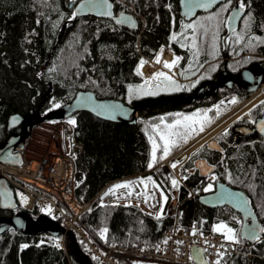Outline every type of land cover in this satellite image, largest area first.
<instances>
[{
	"label": "trees",
	"instance_id": "16d2710c",
	"mask_svg": "<svg viewBox=\"0 0 264 264\" xmlns=\"http://www.w3.org/2000/svg\"><path fill=\"white\" fill-rule=\"evenodd\" d=\"M77 1L0 0V142L12 131L7 128L11 113L25 114L38 108L43 113L70 101L80 89L93 90L98 97L120 98L130 103L133 93H138L137 89L142 86L139 63L154 57L163 44L170 45L178 55H184L178 67L184 84L179 93L190 90L195 82L188 78L199 71L198 80L218 75L220 58L224 56L230 57L231 71L253 61L264 66V0H241L246 11L236 30L243 25V36L239 42L234 40L235 30L230 35L228 51L222 48V37L234 0L220 3L213 11L200 12L191 20L181 15L179 0H113L117 10L136 15L135 28L94 14L69 22ZM65 22L51 63L45 66L46 57ZM237 92L239 101L252 93L239 92L238 88L226 90L182 113L217 103L223 96ZM165 107L143 109L135 124L106 120L88 111L74 114L73 134L84 146L76 156V165L85 175L76 186V197L79 201L93 199L80 220L100 241L127 246L141 242L158 245L166 228L175 221L176 213L170 206L174 197L179 203L178 222L187 228L201 219L208 228L217 221L239 225L242 215L230 206H209L199 200L198 191L204 192L207 181L190 173L193 160L184 164L187 177L179 189L172 187L166 165L148 171L152 157L149 137L152 125L162 117L170 121L175 118ZM263 108L264 101L254 105L253 115L260 114ZM216 111V108L209 110L212 120L220 116ZM231 130L229 127L222 134L227 136ZM223 145L226 156L214 161L216 173L221 180L247 193L264 226V135H247L233 144ZM210 152L206 146L197 156H207ZM143 176H151L168 195L159 215L135 203H101V196L110 183ZM17 210L0 209V215ZM239 238L247 241L240 234ZM38 239V234L14 229L0 233V264H84L69 238H66V249L38 244ZM246 251L250 254L228 256L227 264H264V235Z\"/></svg>",
	"mask_w": 264,
	"mask_h": 264
},
{
	"label": "water",
	"instance_id": "95a60500",
	"mask_svg": "<svg viewBox=\"0 0 264 264\" xmlns=\"http://www.w3.org/2000/svg\"><path fill=\"white\" fill-rule=\"evenodd\" d=\"M225 1L227 0H179L180 13L187 20H191L200 12L211 11ZM245 11V6H241L240 0H236L228 13L226 33L222 37L224 51H228V38L239 27ZM85 14L111 17L117 24L131 28H135L138 25L136 15L127 10H117L113 0H78L74 6V16L68 21L75 22L80 16ZM67 22L64 23L61 32L57 35L56 42L46 57L45 66L51 63ZM222 70L223 74L217 79L204 80L191 93L159 94L157 96L143 97L136 100L133 104H129L120 98L98 97L93 90L80 89L70 101L52 108L44 114H40L39 108L36 110L31 109L25 114L19 112L11 113L7 120V128L11 130L19 125H21V128L19 131L11 132L5 140L0 142V161L11 165H21L24 160V149L37 124L53 119L70 118L79 111H88L106 120L135 124L141 115V110L153 105L191 103L200 97L215 92L219 87L230 88L233 84H237L240 90L244 92H254L264 83V66L259 61H253L238 71L227 73L228 59H225ZM208 84L212 85V88L202 93L205 85ZM241 129H243L242 133L257 131L259 134L264 135V110L256 118L253 127L242 126ZM208 146L220 148L218 139H210ZM195 166L200 169L202 174H208L215 170V166L210 164L205 158L197 159ZM79 174L83 179L84 173L79 172ZM198 198L206 205H228L239 212L242 215L239 233L243 238L249 241H257L264 234V231H262L264 226L259 222L251 200L243 189L233 187L223 180H217L213 190L198 194ZM177 203L178 198L174 197L170 206L175 207ZM17 207L18 203L12 187L4 177L0 176V209L14 210ZM12 229L26 234L48 232L53 235H59L60 233H65L76 255L83 260L84 264H96L81 248L72 230H66L57 220L45 214L34 217L27 210L21 209L9 215H0V233ZM192 254L197 263H206L202 247L194 245Z\"/></svg>",
	"mask_w": 264,
	"mask_h": 264
},
{
	"label": "built area",
	"instance_id": "2783aa9c",
	"mask_svg": "<svg viewBox=\"0 0 264 264\" xmlns=\"http://www.w3.org/2000/svg\"><path fill=\"white\" fill-rule=\"evenodd\" d=\"M161 49L165 50V54L161 57L158 73H165L170 69L175 72L177 57L171 68L165 67L167 53L171 51L166 46H162ZM152 61L143 63L146 67L143 65L145 69L142 74L148 84L158 83L157 79L160 77H151L149 64ZM64 142L65 148L60 139L61 149L47 151L38 156H25L21 165L0 162V173L15 190L19 205L34 215L45 213L59 221L66 230H72L86 254L95 263L198 264L192 255V247L196 245L203 248L206 264H227L228 256L242 252L246 243H250L239 238V227L218 221L208 228L205 220L201 219L187 228L179 224L178 214L174 223L166 228L163 240L156 246H150L145 242L127 246L123 243L100 241L80 220L81 214L89 208L93 199L81 202L76 198V186L80 181L76 156L84 146L74 139L71 131H65ZM161 163L168 165L172 173L171 180L177 181L175 187L180 188L185 184L186 176L182 167L179 168L178 165L173 168L168 160ZM221 224L233 230L234 240L227 239L226 229L219 232L215 230ZM38 244H53L66 249V234L54 236L41 232Z\"/></svg>",
	"mask_w": 264,
	"mask_h": 264
},
{
	"label": "rangeland",
	"instance_id": "374dc122",
	"mask_svg": "<svg viewBox=\"0 0 264 264\" xmlns=\"http://www.w3.org/2000/svg\"><path fill=\"white\" fill-rule=\"evenodd\" d=\"M214 10V9H213ZM211 10V11H213ZM227 21V17H226ZM244 24V23H243ZM243 25H241V28L238 30H234L233 37L235 38L237 42L241 41V38L243 36ZM231 37V36H230ZM229 49L231 46V38H229ZM224 47L223 41H222V48ZM165 54V52L163 53ZM160 63V62H159ZM156 61H152L150 64H152V73L151 76H154L157 72V67L159 64ZM149 64V65H150ZM144 67H146L145 64H143ZM142 65V66H143ZM220 66V65H219ZM229 66V65H228ZM142 71H143V68ZM140 68V66H139ZM178 71L174 72L172 69L168 70V72H165V76H160L157 79L158 81L163 82L164 79L171 80L178 78L179 74ZM150 77V75H148ZM194 82H197L198 77L193 79ZM147 83H145L144 87H146ZM180 87V86H179ZM164 89H173L177 88L176 84H165L162 86ZM138 93L134 92L132 95L134 97H140V95H144L146 93V90L144 88H139ZM264 101V85L259 88L256 92H253L251 95L243 99L242 101H239L236 99V97L232 96H225L222 97L220 102L217 104L211 105V106H198L194 110L186 113H180L178 115H175V118L173 120H168L166 117H162V121L155 123L152 125V129L150 132V141L152 145V154H151V162L152 164L149 169H155L157 168L156 165L158 163H161L164 160H168L169 163L176 164V166L182 167L183 163L186 161L187 158L191 156V154L202 148L210 139L219 136L222 132L226 131L231 125L232 121L240 115L241 112H247V106L254 102L252 106L256 105L257 103H260ZM251 106V107H252ZM250 107V108H251ZM211 108H216L217 114H220V116L216 120H212L209 114V110ZM247 108V109H246ZM48 110H45L43 113H45ZM185 117H192V120H184ZM74 119V117H73ZM70 120V126L71 121ZM231 119L230 123L222 130L216 132L215 134H210L216 129V123H218L221 120H229ZM180 120L181 124L177 125L175 129H172L171 131L174 132H180L179 136H173L170 139L174 140L175 143L170 145V151L167 155H164V141L160 139V136L163 133H166L169 131V129L166 128V125L173 124L175 121ZM68 122L62 123L57 122L54 120H50L47 122H43L40 124H37L33 130V134L29 140V144L27 146V154L32 156H38L42 153H45L47 151H56L58 149H61V145H59V139L63 142V148H65V131L70 132L68 129ZM157 125H159V129H157ZM185 125H192L196 131L192 132L189 131L187 137H185ZM203 125V131H200V126ZM69 126V127H70ZM60 131H62L63 135H61ZM154 141H155V155H156V161L153 163V149H154ZM168 168V167H167ZM173 181V180H172ZM171 181L172 187L175 189L177 187L173 186ZM116 185H127L125 187H119L115 188ZM211 186V187H209ZM213 188L212 184H207L203 190L204 192H207ZM111 190V191H110ZM201 192V191H198ZM101 203H135L139 204L146 210L159 215L167 200L168 195L164 193V191L161 189V187L153 180L151 176H143V177H127L122 178L117 181H114L108 185L106 188V191L101 196ZM167 197L165 200L164 198ZM173 201V198L171 199V202ZM170 202V204H171ZM262 238V237H261Z\"/></svg>",
	"mask_w": 264,
	"mask_h": 264
},
{
	"label": "flooded vegetation",
	"instance_id": "af4514ba",
	"mask_svg": "<svg viewBox=\"0 0 264 264\" xmlns=\"http://www.w3.org/2000/svg\"><path fill=\"white\" fill-rule=\"evenodd\" d=\"M235 1L236 0H234V3H235ZM180 56H181L180 57V62H181V60L184 57V55H180ZM220 59H221L222 63L219 66L220 73L218 75L208 76V77L205 76L203 78L201 77V78H199V80L197 82L194 83V85H191L190 90L185 91V92L180 93V94L191 93L204 80H209V79H214L215 80L221 74H223V70H222L223 69V62H224L225 59H228V61H229L230 57L224 56V57H221ZM180 62H179V64H180ZM179 64H178V66H179ZM235 71H238V70H235ZM230 72H232V71L229 69V66H228V72L227 73H230ZM200 74H201V71H199L195 76L188 78V80H192V79H194L196 77H199ZM145 83H146L145 78L142 77V80L140 81V85H142V86L140 88H144L146 90V93L143 96L139 97V98L148 97V96H157L159 94L179 93L177 91H179L181 89L180 88L181 85H184L182 83V81H181L180 74H179L178 78L175 77V79L163 80V82L161 83V81H160L159 84H156V83L148 84L147 83L146 87H144ZM166 83L167 84L175 83L177 88H173V89H164V88H162V86H164ZM235 86H236V88H238L239 92H244V91L240 90V88L238 87L237 84H233V86L230 87V88L225 87V86L219 87L215 92L207 94V95H205L203 97H200V98L196 99L194 102H191V103H187V104L166 103V104L153 105V106L147 107L145 109L156 108V106H166L165 109L168 108L172 115H178V114L182 113L186 108L192 107L198 102L209 101L211 98H213V96L215 94L220 95V94L224 93L226 90L236 89V88H234ZM211 88H212V85H210V84L205 85L204 89L202 90V93H205V92L209 91ZM225 96H232V97H236V99H238V92H237V94H227ZM225 96H223V97H225ZM139 98L138 97H134L132 101L129 100V102H130L129 104H133ZM220 100H219V102H220ZM263 110H264V108H263ZM263 110H262V112L260 114H257V116L253 115L254 111H252V108L247 109V112H241L240 116H238L237 118H235L232 121V125L230 126V127H232L231 134H228L226 136V135H223L221 133L219 136H216L218 138V141H219V144H220V148L209 147L208 146V142H207L202 148L194 151L191 154V156L189 158H187L186 161L184 162V164H185V163L189 162L190 160H193V165L191 167H189L190 173H192L194 175H197L198 177H202V178L206 179L207 184H212L213 188L211 190H213L215 188V184H216L217 180H221L219 178L218 174L216 173V165L214 164V161H221L223 158H225L226 154H225V148L223 147L224 146L223 144H233L235 141L240 140V139L246 137L247 135L248 136L249 135H255L256 133L259 134L257 131H253V132L251 131V132H248V133H242L243 129H241V128H242V126L253 127V125H254V123L256 121V118L263 113ZM161 121L162 120H160V122ZM20 128H21V125L15 127L14 129H11L12 130L11 132L19 131ZM206 146L208 148H210V150L212 152L208 153L207 156H202V155L197 156L200 153V151L203 148H205ZM215 151L220 152V154L214 153ZM199 158H205L210 164L214 165L215 166L214 172H211V173H208V174H202L200 169L195 166V161L197 159H199Z\"/></svg>",
	"mask_w": 264,
	"mask_h": 264
},
{
	"label": "snow or ice",
	"instance_id": "6c2138e0",
	"mask_svg": "<svg viewBox=\"0 0 264 264\" xmlns=\"http://www.w3.org/2000/svg\"><path fill=\"white\" fill-rule=\"evenodd\" d=\"M241 6H243V4H241ZM157 62L159 63L160 61L157 60ZM143 63L144 62L142 61L141 64H143ZM164 65H165V67H169V68H171L173 66L172 63H169L167 61L164 62ZM155 75L158 76V77L159 76H165V73L160 72V73H156ZM184 120H192V117H185ZM71 123L75 124V121L72 120ZM180 124H181V121L177 120L173 124L166 125V128L169 129V131L166 132V133H163L160 136V139L164 141V149H163L164 155H167L168 152L170 151V145L175 143V141L171 140L170 138L173 137V136H179L180 135V132H178V131L174 132V131H171V130L175 129L177 127V125H180ZM156 127H157V129H159V125H157ZM184 127H185V133H184L185 137H187L189 131H192V132L196 131V129L192 125H185ZM199 130L203 131V125L200 126ZM155 161H156V155H155V141H154L153 163H155ZM151 166H152V164H149V167H151ZM172 167L175 168L176 164L175 163L172 164ZM172 183H173V186H175L177 181L173 180ZM125 186H127V185H116L115 188L125 187ZM209 187H211V186H209ZM164 199L166 200L167 197H165ZM225 229H226V232H227V239L234 240L235 239V235L233 233V230L231 228H227V225H223V224L218 225L215 230L219 232V231H222V230H225ZM105 231H107V230L105 229ZM262 231H264V229H262ZM25 247H27V245H25Z\"/></svg>",
	"mask_w": 264,
	"mask_h": 264
},
{
	"label": "bare ground",
	"instance_id": "6f19581e",
	"mask_svg": "<svg viewBox=\"0 0 264 264\" xmlns=\"http://www.w3.org/2000/svg\"><path fill=\"white\" fill-rule=\"evenodd\" d=\"M124 10V9H123ZM165 52V50H160L159 51V53H158V55H157V60H159V61H161V57H162V55H164L163 53ZM167 58H166V61L167 62H169V63H172L175 59H174V56H173V54H172V52H169V53H167ZM145 69V68H144ZM252 103H254V102H252ZM252 103H250L248 106H250ZM247 106V107H248ZM237 116V115H236ZM236 116H234L235 118H236ZM240 116V115H239ZM230 121H231V119H229V120H221V121H219L218 123H216L215 125H216V129L212 132V133H210V134H215L216 132H218V131H220V130H222V129H224L229 123H230ZM238 145V144H237ZM234 226H236V227H239V225H234ZM247 240V239H246ZM246 242H250V243H246V245H245V247L243 248V250H242V252H239V253H235V254H250V253H248L247 251H246V248L247 247H249L250 245H251V241H249V240H247Z\"/></svg>",
	"mask_w": 264,
	"mask_h": 264
},
{
	"label": "crops",
	"instance_id": "0c3cea01",
	"mask_svg": "<svg viewBox=\"0 0 264 264\" xmlns=\"http://www.w3.org/2000/svg\"><path fill=\"white\" fill-rule=\"evenodd\" d=\"M70 129H73V123H72V128L70 127Z\"/></svg>",
	"mask_w": 264,
	"mask_h": 264
}]
</instances>
